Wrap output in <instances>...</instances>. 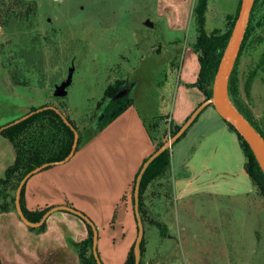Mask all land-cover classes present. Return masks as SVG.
I'll list each match as a JSON object with an SVG mask.
<instances>
[{
    "label": "rangeland",
    "instance_id": "obj_1",
    "mask_svg": "<svg viewBox=\"0 0 264 264\" xmlns=\"http://www.w3.org/2000/svg\"><path fill=\"white\" fill-rule=\"evenodd\" d=\"M162 1L0 0V118L43 106L64 110L58 112L83 143L96 132L108 104L103 101L107 86L122 81L126 87L137 80L136 105L148 118L152 137L165 143L173 127L162 113L174 97L181 57L170 47L188 46L196 32L186 0H170L169 12ZM207 3L206 33L225 32L226 15L236 0ZM158 45L166 48L154 50ZM71 64L67 96L55 99L53 87L66 78ZM234 66L237 91L228 101L264 135V0L250 11ZM217 121L214 108H206L173 145L174 156L190 136ZM160 185L165 193L166 182ZM154 201H146L149 218L164 224L167 236L162 239L156 227L145 223L141 264H264V201L256 191L238 199Z\"/></svg>",
    "mask_w": 264,
    "mask_h": 264
},
{
    "label": "crops",
    "instance_id": "obj_2",
    "mask_svg": "<svg viewBox=\"0 0 264 264\" xmlns=\"http://www.w3.org/2000/svg\"><path fill=\"white\" fill-rule=\"evenodd\" d=\"M186 1L191 10L195 0ZM161 3L163 10L169 12L170 0ZM237 4L238 0L226 16L235 13ZM207 12L208 3L205 26ZM157 48L166 47L158 45L154 50ZM170 48L181 55L179 79L170 108L162 114H168L175 128L186 122L204 102V97L196 88L187 87L197 78L196 55L189 45L173 44ZM189 65L191 72L187 74ZM131 83L128 108L102 130L93 133L67 161L33 174L24 184L22 204L26 211L68 208L92 224L101 264H124L134 245L137 226L132 185L142 163L155 150L146 126L148 118L135 102L140 83L137 80ZM144 108L151 111L148 103ZM60 113L63 115L64 110ZM14 117L0 118V128L22 116ZM181 152L174 156L170 149L174 202L195 198L238 199L253 193L237 136L220 117L210 130L190 136ZM14 160L12 144L0 136V178ZM32 229L37 228L25 226L16 213L0 214L1 264H80L73 244L87 237V224L82 220L67 212H56L45 220L42 232Z\"/></svg>",
    "mask_w": 264,
    "mask_h": 264
},
{
    "label": "trees",
    "instance_id": "obj_3",
    "mask_svg": "<svg viewBox=\"0 0 264 264\" xmlns=\"http://www.w3.org/2000/svg\"><path fill=\"white\" fill-rule=\"evenodd\" d=\"M258 1L259 0H254L252 9L255 7ZM240 3L241 0H238V4L233 15L226 16V20L228 21V29L223 33L213 32L208 35L204 28L207 0H195L194 2L191 18L195 27L196 36L189 44V47L197 57L199 70L196 81L191 85H187V87L196 88L203 95L204 101H207L212 97L214 79L230 38L232 28L236 21ZM234 76L235 66L233 67L232 73L230 75L227 88V95L231 98L235 96L237 91L234 83ZM124 87L125 83L122 81H115L111 85L107 86L103 94V101L108 100V104L104 107L103 113L100 117L101 119L97 122L96 131L102 130L131 105L129 93L121 98L113 99L114 96L117 95L118 92ZM54 110L47 106L37 109L32 108L26 115L21 117L23 118L29 115L26 119L15 124L12 122L13 124L11 123V125L0 128V136L10 142L15 150L14 163L5 171L4 176L0 178V214L15 211L14 193L16 192L18 184L27 174L42 167L43 165H48L46 168H44L47 169L51 166L61 164L65 162L70 155L74 141V134L69 129V127L63 123L64 118L60 115V113L58 112L57 114ZM236 111L264 140V135L259 130V128L254 123H252L248 117L244 116L239 108H236ZM65 120H67L71 125L68 119ZM222 122L226 125L229 131L236 134L245 158L244 170L250 179L254 191H256L264 201V176L259 169L253 154L235 128L225 120H222ZM71 127L73 128L72 125ZM179 128V126L175 128L173 127V129L169 131V137H172ZM148 132L150 134L151 140L155 143V152L164 143L156 142V140L152 137L151 131L148 130ZM186 133L177 142L184 138ZM81 144L82 142L78 140L75 151L78 150ZM146 160H144L141 167ZM140 169L135 176L131 195H133L135 180ZM162 181H165L167 184L165 193H161V189L164 188L163 185H160V182ZM23 191L24 185L21 189L19 198L22 215L29 223L37 224L43 215L50 209L47 208L36 212L26 211L22 204ZM10 193H12L11 196ZM167 198L170 199V202H173L170 178V150H166L149 165L142 175L139 186L138 209L143 227L145 223L153 225L158 229L159 236L162 239L167 236V228L164 224L153 221L149 218L146 201L149 202L150 200L155 202V199L156 202H160L162 199ZM43 229L44 224L41 227L32 230L40 233L43 231ZM92 239V230L87 225L86 239L78 244H73L74 248L76 249L80 264H96L91 253ZM140 253L141 256L139 264H141V259L143 258L144 254V237L140 245ZM124 264H134L133 246L130 249Z\"/></svg>",
    "mask_w": 264,
    "mask_h": 264
},
{
    "label": "water",
    "instance_id": "obj_4",
    "mask_svg": "<svg viewBox=\"0 0 264 264\" xmlns=\"http://www.w3.org/2000/svg\"><path fill=\"white\" fill-rule=\"evenodd\" d=\"M254 0H241L239 12L236 18V21L234 23V26L232 28L230 38L228 40L226 49L223 53L222 59L219 64V68L217 71V74L214 79L213 88H212V97L204 101L201 105H199L193 113L190 115V117L186 120V122L176 131V133L169 138L157 151L153 152L147 158L143 166L141 167L136 180L135 185L133 188V211L137 226V235L136 239L133 245V252H134V264L140 263V245L144 237V227L139 215V186L140 181L142 178V175L146 171V169L149 167V165L161 154H163L166 150H170L173 145L177 143V141L188 131V129L193 125L195 120L200 116V114L208 107H213L217 115L226 122L230 123L235 130L240 134V136L243 138L244 142L249 147L251 153L254 156V159L261 170L263 176H264V140L257 134V132L248 124V122L230 105L228 101V95H227V88H228V81L231 75V72L233 70V67L235 65L236 59L238 57L240 45L245 33V29L247 26L248 17L250 14V11L252 9ZM145 26L148 28H152V24L149 22L145 23ZM74 72L73 64L70 65V67L67 69V75L66 78L59 84L55 85L53 87V97L55 99H62L67 96L68 89L71 86L72 83V76ZM133 87V84H128L125 88L121 89L117 95L114 96L113 99L121 98L125 95H127ZM54 110L53 108H50ZM57 114L58 112L54 110ZM29 116V115H28ZM28 116L23 117L17 121L14 122L18 123L21 120L26 119ZM63 123L69 127V129L74 134V141L72 145V150L66 161L74 154L76 145H77V134L74 131V129L71 127V125L68 123L67 120L63 119ZM13 124V123H12ZM11 125V124H10ZM48 165H43L42 167L35 169L31 173L27 174L21 182L18 184V187L15 192L14 197V208L15 213L18 217V219L27 227L29 228H39L42 226L45 222V220L56 212H67L71 215L79 218L84 223H86L92 230L93 233V239H92V248L91 253L93 256V259L96 264H101L99 257L97 255L96 251V243H97V234L96 230L93 228L92 224L80 213L68 209V208H55L49 210L47 213L43 215L39 223L37 224H31L29 223L24 216L22 215L20 204H19V198H20V192L25 184L26 180L32 176L33 174L43 170Z\"/></svg>",
    "mask_w": 264,
    "mask_h": 264
}]
</instances>
